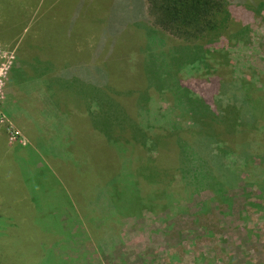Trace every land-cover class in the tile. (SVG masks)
<instances>
[{
    "label": "trees",
    "instance_id": "obj_1",
    "mask_svg": "<svg viewBox=\"0 0 264 264\" xmlns=\"http://www.w3.org/2000/svg\"><path fill=\"white\" fill-rule=\"evenodd\" d=\"M60 1L20 0L16 14L6 20L9 30L0 38L14 36L17 46L19 38L21 44L25 33L35 28L38 37L22 46L26 54L42 37L56 50L82 54L62 63L59 56L53 64L50 58L51 67L77 64L75 73L85 74L83 79L78 76L85 85L80 95L56 84L51 97L71 124H86L97 136L82 153L86 172L98 167L99 160L108 171L99 184L100 193H107L108 210L121 216L139 215L142 208L180 210L201 190L211 194L202 206L212 200L226 202L228 189L238 182L237 168L249 167L253 177L255 172L264 175V92L231 75L223 49L232 38L243 40L240 35L253 16L264 11V0H146V10L143 0H132L131 8L120 6L121 0H81L71 30L66 22L54 21L56 29L64 25L67 34L52 43L50 26H40L50 23L53 10H62ZM74 3L67 0L65 8L72 10ZM184 64L201 69L197 79L182 80ZM202 75L208 77L200 79ZM150 96L170 104L167 114L148 116ZM255 155L258 164L247 166ZM14 204L10 202L8 219L16 211ZM32 204L25 203L29 214L19 213L32 214ZM36 244L44 247L45 238L41 235Z\"/></svg>",
    "mask_w": 264,
    "mask_h": 264
},
{
    "label": "rangeland",
    "instance_id": "obj_2",
    "mask_svg": "<svg viewBox=\"0 0 264 264\" xmlns=\"http://www.w3.org/2000/svg\"><path fill=\"white\" fill-rule=\"evenodd\" d=\"M19 2L0 0V36L9 30L6 20L12 13L16 14ZM74 2L71 10L65 8L67 0H61L62 10H53L50 23L41 24L44 28L50 26L47 30L52 43L55 37L64 40L67 34L64 25L56 29L54 21L66 22L71 30L76 15L73 12L81 8V0ZM125 4L131 8L132 0H121L120 6ZM36 30L30 28L21 44L19 38L17 46L14 36L0 38V134L8 143L23 146L22 150L16 149V157L15 152L2 151L0 145L3 160L0 209L6 214L0 216L3 224L0 225V260L9 264H264V175L255 172L254 178L249 167L237 168L238 182L228 189L226 202L212 200L202 206L211 194L201 190L192 194L180 210L142 208L135 216H121L108 210L107 193L106 196L100 193L108 171L105 172L99 160L98 167L91 166L86 172L82 153L86 154L87 144L93 143L91 139L97 136L87 131L86 124H71L67 112L58 108L51 97L56 84L61 90L71 89L80 95L85 85L79 77L83 79L85 74L75 73L77 64L51 67L50 58L53 64L52 59L59 56L62 63L76 60L82 54L65 51L63 47L56 50L44 37L32 44L26 54L22 46L29 44L32 37H38ZM240 36L243 40L232 38L223 46L227 68L234 78L245 79L264 92L263 10L253 16ZM45 47L47 52H43ZM101 70L99 77L103 76ZM200 71L184 64L182 80L197 79ZM207 77L202 75L200 79ZM67 98H70L68 94ZM145 108H149L148 116L167 114L170 104L150 96ZM86 115L89 118V111ZM106 145L107 142L99 144L109 147ZM45 161H48L47 170ZM258 162L255 155L247 166H256ZM6 167L13 169L18 177L11 176ZM257 180L261 186L256 184ZM31 199L34 210L25 217L19 212L29 214L25 203H31ZM11 201L15 202L16 211L8 219ZM41 235L45 238L44 247L36 244Z\"/></svg>",
    "mask_w": 264,
    "mask_h": 264
},
{
    "label": "crops",
    "instance_id": "obj_3",
    "mask_svg": "<svg viewBox=\"0 0 264 264\" xmlns=\"http://www.w3.org/2000/svg\"><path fill=\"white\" fill-rule=\"evenodd\" d=\"M0 142H1V148H3L2 149V151H5V152H10L11 153V151H12V153L14 154V152H15V154H16V157H17V150H22V148H23V146H21V145H16V144H14V145H12V144H10V143H8L7 141H6V139H5V137L2 135V134H0ZM28 144L31 146V143H30V141H28ZM17 149V150H16ZM14 157V156H13ZM45 163V165H46V170L48 169V161H45L44 162ZM3 164V160H2V156L0 155V166ZM12 168V167H11ZM6 169H7V167H6ZM7 170H9L10 172H11V176H15V177H18L17 176V174H16V172L13 170V169H7ZM40 183V181H38V183H36L35 184V186H37L38 184ZM43 191H44V189H43ZM29 197H31L30 195H29ZM31 201H32V199H31ZM28 202V201H27ZM29 203V202H28Z\"/></svg>",
    "mask_w": 264,
    "mask_h": 264
}]
</instances>
